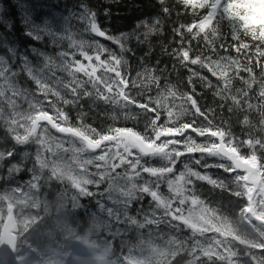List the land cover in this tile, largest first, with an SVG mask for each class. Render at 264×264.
<instances>
[{
	"label": "trees",
	"instance_id": "trees-1",
	"mask_svg": "<svg viewBox=\"0 0 264 264\" xmlns=\"http://www.w3.org/2000/svg\"><path fill=\"white\" fill-rule=\"evenodd\" d=\"M162 7H168L171 15H162ZM196 11L197 17H202L208 9ZM158 16L162 19V31L150 36L145 44L131 40L128 47L135 55L123 53L129 61L127 76L123 68L118 69L120 79L127 81L124 91L131 88L136 71H142L138 58L149 53L144 66L154 69L157 76L161 75L159 69L166 68L167 83L173 86L165 91L162 80L157 95L155 86L143 78L137 79V84L143 80L151 88L138 98V103H145L151 95L157 103L149 104V108L160 111L158 123L164 121L167 110L176 114L182 105L186 106L181 95L184 93L193 95L202 110L215 109L214 123L219 124L222 119L239 140L264 139L261 132L264 101L258 98L259 65L264 64V57L253 55L258 50L264 51V41L247 36L240 29L237 33L240 43H235L231 25L234 18L222 21L221 33L207 38L203 33L195 36L196 28L193 33H188L186 27L182 29L189 58L194 59L195 54L211 56L216 63L209 67L217 75L213 76L207 68L200 69L199 65H190L191 68L214 84L221 79L220 73L231 77L238 72L243 80L232 79L231 87L249 90L251 86L248 103L253 108L229 113L228 105L221 110L219 98L197 78L189 85V71L163 51L165 46L169 50L177 46L178 37L172 28L198 23L192 8L186 9L179 0H166L163 6L157 0H0V230L7 206L12 204L18 222L17 249L39 254L53 249L71 256L75 248H83L87 254L95 255L100 264H264V211L251 206L248 192L244 193L246 206L245 200L229 194L236 191L225 179L229 173L202 167L205 162L219 163L218 158L205 157L200 165L194 163L200 159L199 153L191 158L185 154L177 160L176 175L185 171L187 164L193 171L207 172L213 179H219L215 189L194 178L190 187L187 179L174 180L167 174L169 166L165 161L137 159L138 150L131 145L113 144L105 152L86 151L79 144L64 140V134L54 129L42 132L38 127L31 134L37 115L47 113L55 119L53 107L68 115L67 126L78 127L83 123L97 131L133 127L143 134V117L136 109L131 113L136 120H124L116 105L93 102L88 97L75 105L64 104L54 92L59 91L63 99L71 100L69 88L79 90L81 83L88 91H94L92 84L86 83L90 77L79 71L80 62L86 57H99L106 63V67L94 71L93 78L114 79V73L108 71L112 67L110 57L98 46L119 56L121 52L113 38L132 33L139 21ZM93 21L105 32L104 38L92 33ZM257 29L259 36V26ZM220 35L225 39H220ZM209 41L215 44L210 45ZM219 44H224L226 50L220 49ZM244 44L247 49L236 51ZM209 47H214L216 54ZM246 64L251 66L254 80L243 70ZM83 68L93 72V68ZM40 79L42 83L38 85ZM97 86L107 94L103 84ZM46 87L53 91L45 95L42 88ZM118 90L114 85L113 93ZM113 116L117 119L113 120ZM245 116L247 124L243 123ZM182 120L190 122L188 117ZM173 123L175 119L168 122L169 126ZM194 138L197 142L203 139ZM240 152L251 155L247 147ZM256 155L264 163V152L258 146ZM262 167L258 165V170ZM147 170H152V175L145 174ZM260 173L263 175L264 171Z\"/></svg>",
	"mask_w": 264,
	"mask_h": 264
},
{
	"label": "snow or ice",
	"instance_id": "snow-or-ice-1",
	"mask_svg": "<svg viewBox=\"0 0 264 264\" xmlns=\"http://www.w3.org/2000/svg\"><path fill=\"white\" fill-rule=\"evenodd\" d=\"M157 3L163 6L166 0H157ZM186 9L188 7L192 8V14L197 17V9H208V11L202 16L197 17L198 23L192 25H179L178 27L172 28V33L174 36L178 37L177 46L172 47L169 50L166 46L163 47V51L166 55L177 61L179 67L185 68L189 71L187 83L192 85L193 78H197L198 81L203 85L204 88L208 90H213V95L219 98L220 103L218 107L224 110L225 105H228L227 111L229 113L233 112L234 109H242L247 112L249 109L253 108V105L248 103L249 100V90L251 86L249 85V90L243 89H233L231 87L230 81L232 79H241L238 72H235L233 76L229 77L226 73H220V80L215 84L212 80L208 79L207 76L201 75L200 71L195 70L190 67V65H199L200 69L207 68L211 71L213 76L217 73L212 71L209 67L211 64L216 63L213 61L211 56H203L201 54H195L194 59L189 58V50L186 48L185 34L182 31L186 27L188 33H193V28L198 29L194 34L195 36H200L201 33L204 37L216 36L221 33L220 25L222 21L229 18H234L232 22L233 26V38L235 43H240L239 33L240 29L247 36H251L254 39H260L264 41V0H179ZM162 15H171V10L168 7L161 8ZM107 14V11H105ZM179 16V13H177ZM238 21L239 23H235ZM215 22V23H214ZM96 21L92 23L93 31H96L98 35L100 32L96 30ZM257 26H259V36H257ZM163 29L162 19L158 17H153L151 19H145L144 21H139L136 25V29L129 34H120L113 38V42L120 49L121 55L117 54L107 48L98 46V48L104 52H107L110 60L109 63L112 65L108 69L111 73H114V79L102 80L100 77H94L93 72H87L83 66L79 68V71L85 72L90 79L86 83L92 84L94 89L93 92L88 91L84 88L83 83L80 84L79 90L76 87L69 88L72 94V99L67 100L61 97L59 91H55L54 95L58 100H63L64 104H78L81 99L88 97L96 101H102L104 104L116 105L119 107V111L123 114L124 120H136L137 117L133 116L132 110L136 109L138 115L143 117V128L144 132L136 131L133 127H109L106 131H97L91 125H85L83 123L78 127L74 126H63L68 124V115L64 113L59 108L53 107L56 116L55 119L52 117L41 119V121H46V124H41L39 122L40 131L46 132L54 129L57 133L64 134L62 138L70 143H77L81 146L83 150H96L100 149L101 152L109 151L110 146L115 144H124L125 146L131 145L133 150H138L139 155L137 159L141 158H159L167 163L169 166L167 169V174L174 180L187 179L189 181V186L191 187V181H206L212 188H216L219 179H213L211 175L207 172L201 173L199 171H193L187 164L184 165L185 171L176 175L174 169L177 160L185 154H189V158L193 154L199 153L200 159H196L194 163L196 165L201 164V160L205 157H215L220 161L215 164L204 163L202 167L207 168H219L223 172L229 173V177L225 179L231 186H234L236 191H229L231 196H236L237 199L245 200L244 193L248 191V181L252 178V170L249 168L250 162H255L258 165H264L260 163V159L256 155V148L264 152V139H255L242 141L239 140L232 134L230 126H228L222 119L219 124L214 123L217 118L216 110L213 108H204L202 110L201 106L197 103V100L193 98V95L182 93V98L186 101V106H181V110L174 114L171 110H167L166 118L162 123H158L161 120L160 111L157 108H149V104L157 103L151 95L147 97L145 103H138V98L143 97L146 92H150L151 88L146 87L143 80H147L150 85L156 87L157 95L161 91L162 80L164 82L163 87L165 91L170 89L167 83L168 73L166 68L159 69L161 75L157 76L154 74V69L144 66V59L149 53H145V57H140L139 67L142 71H136V79L131 82V88L125 92L124 87L127 83L126 80H121V71L118 69L123 68L124 75L127 76L129 71V61L125 59L123 53H130L135 55L133 49L128 47L131 40H135L137 44H145L148 42L149 37L158 34ZM207 29V31H206ZM108 38V36H107ZM220 39H225L223 35H220ZM119 41V42H117ZM188 45L191 41L187 42ZM210 45H214L215 41H209ZM229 47H233V44H229ZM220 49H225L224 44H219ZM248 48L247 44L243 45L242 49H236V51H242ZM226 50V49H225ZM149 51H151L149 47ZM209 51L216 54V49L214 47H209ZM254 56L258 55L264 57V51H257L253 53ZM99 59V57H97ZM223 60H230V57H220ZM157 65L160 61H156ZM234 63V62H233ZM260 68V80L258 93V98L264 101V64L259 65ZM176 65H173V71H175ZM135 71V69H132ZM249 74L250 78L253 80L255 77L252 75V68L250 65H245L243 69ZM143 78L140 84H137V79ZM223 81V82H222ZM41 79L38 85H41ZM103 84L106 89L101 91L97 86ZM246 83V82H245ZM116 86L119 90L113 93V86ZM45 95L48 92L53 91L52 88L46 87L42 88ZM192 91L195 92V87L193 86ZM235 91L236 94H231ZM175 96V93H171ZM80 115H83L81 113ZM261 116L264 117V112H261ZM182 117H188L190 122H183ZM211 117V118H210ZM79 119V117H78ZM113 120L117 117L113 116ZM172 126H169L168 122L174 120ZM197 120L201 123L197 124ZM56 121H60L57 123ZM244 124L248 123L247 116L243 120ZM264 124V120L261 122ZM224 125V126H221ZM50 126V127H49ZM36 128H33V133L35 134ZM262 134H264V127L261 128ZM95 137V138H93ZM164 138L161 140V138ZM194 137L203 138L200 142ZM138 141V142H137ZM181 147L183 151H181ZM247 147L251 150V155H242L240 152L241 148ZM11 155V153H9ZM239 169H244L247 174H241ZM264 171V167L261 169ZM145 174L152 175V170H147ZM163 174V172H161ZM194 178V179H193ZM226 190V189H222ZM247 201L245 200V206Z\"/></svg>",
	"mask_w": 264,
	"mask_h": 264
},
{
	"label": "rangeland",
	"instance_id": "rangeland-1",
	"mask_svg": "<svg viewBox=\"0 0 264 264\" xmlns=\"http://www.w3.org/2000/svg\"><path fill=\"white\" fill-rule=\"evenodd\" d=\"M81 66L89 69H97L100 67H106V63L100 59L86 57V59L80 62ZM256 169L252 171V178L248 181L250 187H248V196L252 205L259 206L261 211H264V174L262 175L258 170V165L255 162H251ZM259 171V173H257ZM257 173V174H256ZM243 174H247L243 172ZM22 197V195H19ZM260 216V211L256 212ZM75 253L71 256L62 255L54 252L53 249L47 251L45 254H39L36 251H22L18 249L10 259H6L0 253V264H100L99 260L93 256L86 254L83 249L75 248Z\"/></svg>",
	"mask_w": 264,
	"mask_h": 264
},
{
	"label": "water",
	"instance_id": "water-1",
	"mask_svg": "<svg viewBox=\"0 0 264 264\" xmlns=\"http://www.w3.org/2000/svg\"><path fill=\"white\" fill-rule=\"evenodd\" d=\"M96 30L100 32V35H98V33H96V31H93V29H92V33L95 36H97L99 38H104L106 36L105 32L99 27L98 24H96ZM49 117H51V116L46 114V113H41V114L37 115L34 118V121L32 124L31 134H34L33 133L34 127L36 128V131H37V129L39 127V122L41 119H45V118H49ZM40 123L46 124L47 122L41 121ZM63 126H67V125H63ZM96 150H98V149H96ZM249 168H251L252 171H254L256 169V167L254 165H252L251 163H249ZM239 171L245 172L244 169H239ZM17 230H18V223H17L15 215H14L13 206L8 205L7 215L4 219V222H3L2 226H1V230H0V250H1V254L5 258H10L16 250V247H17Z\"/></svg>",
	"mask_w": 264,
	"mask_h": 264
}]
</instances>
